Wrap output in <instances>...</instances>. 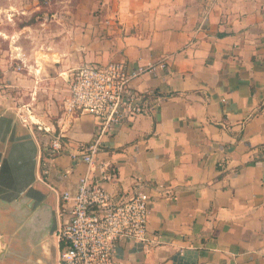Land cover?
<instances>
[{
	"label": "crops",
	"instance_id": "1",
	"mask_svg": "<svg viewBox=\"0 0 264 264\" xmlns=\"http://www.w3.org/2000/svg\"><path fill=\"white\" fill-rule=\"evenodd\" d=\"M33 2L0 10V264H61L62 194L85 174L116 202L151 196L159 242H123L119 264H264V0ZM117 61L166 68L132 81L145 112L89 165L98 121L52 97L78 67Z\"/></svg>",
	"mask_w": 264,
	"mask_h": 264
},
{
	"label": "built area",
	"instance_id": "2",
	"mask_svg": "<svg viewBox=\"0 0 264 264\" xmlns=\"http://www.w3.org/2000/svg\"><path fill=\"white\" fill-rule=\"evenodd\" d=\"M52 1L46 0L48 4ZM157 68H166V64L157 62L135 68L120 61L85 64L68 77L64 117L71 120L77 115L91 114L100 126L95 143L82 155L84 162L94 163L97 145L104 134L115 133L145 112V95L133 88L132 81ZM2 90L0 82V96ZM21 120L26 124L34 122L30 113L22 114ZM44 131L51 132L47 128ZM61 138L58 135L52 140V156L62 153ZM62 198L72 204V209L59 231L64 243L61 264H119L116 252L123 242H140L145 246L159 242V236L151 238L149 234L151 196L146 191L138 190L127 200L116 202L100 182L85 174L78 182L76 194L64 191Z\"/></svg>",
	"mask_w": 264,
	"mask_h": 264
},
{
	"label": "rangeland",
	"instance_id": "3",
	"mask_svg": "<svg viewBox=\"0 0 264 264\" xmlns=\"http://www.w3.org/2000/svg\"><path fill=\"white\" fill-rule=\"evenodd\" d=\"M36 1H39V0H36ZM56 1L57 0H53L52 1V3H50V4H47L46 2H45V0H41V3H42V6L46 9V10H51V9H53L54 7H57V4H56ZM33 0H0V10L1 9H4V10H10L11 8L13 9V10H22V8H27V7H30V5H32V7H34L33 6ZM16 8V9H15ZM18 8V9H17ZM41 10V9H40ZM43 10V9H42ZM5 14V13H4ZM19 16V18H21V16L22 15H18ZM4 19H8V17L7 16H5V17H3ZM10 18H11V16H10ZM21 23V22H20ZM44 98L45 97H43V98H41V99H43L44 100ZM53 98V100L55 101V102H60L61 101V103H62V105H63V108H64V103H63V101L65 102L66 100H65V98H61V97H59V99H57V97H52ZM20 104H22V103H27V102H29V101H32L31 100V96L30 95H25L24 97H21L20 96ZM37 100V99H36ZM36 100H34V102L36 101ZM37 102V101H36ZM61 105V106H62ZM22 107V106H21ZM25 113V115L27 114L26 112H24ZM22 114V113H21ZM37 117V116H36ZM38 119V118H37Z\"/></svg>",
	"mask_w": 264,
	"mask_h": 264
},
{
	"label": "trees",
	"instance_id": "4",
	"mask_svg": "<svg viewBox=\"0 0 264 264\" xmlns=\"http://www.w3.org/2000/svg\"><path fill=\"white\" fill-rule=\"evenodd\" d=\"M41 1V0H40Z\"/></svg>",
	"mask_w": 264,
	"mask_h": 264
}]
</instances>
